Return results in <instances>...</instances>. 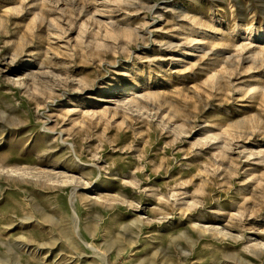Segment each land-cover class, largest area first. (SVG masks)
Listing matches in <instances>:
<instances>
[{
	"label": "rangeland",
	"instance_id": "rangeland-1",
	"mask_svg": "<svg viewBox=\"0 0 264 264\" xmlns=\"http://www.w3.org/2000/svg\"><path fill=\"white\" fill-rule=\"evenodd\" d=\"M88 244L264 264V0H0V264Z\"/></svg>",
	"mask_w": 264,
	"mask_h": 264
},
{
	"label": "bare ground",
	"instance_id": "bare-ground-1",
	"mask_svg": "<svg viewBox=\"0 0 264 264\" xmlns=\"http://www.w3.org/2000/svg\"><path fill=\"white\" fill-rule=\"evenodd\" d=\"M115 92V91H114ZM115 94V93H114ZM88 246L93 249V253H95V255L97 256V258L100 260V263L102 264H108V252L106 251H101L100 249L94 247V246H91L88 244Z\"/></svg>",
	"mask_w": 264,
	"mask_h": 264
}]
</instances>
